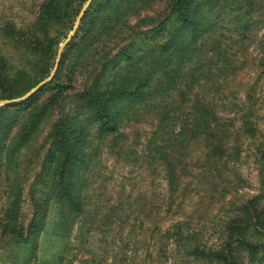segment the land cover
<instances>
[{
    "label": "rangeland",
    "instance_id": "obj_1",
    "mask_svg": "<svg viewBox=\"0 0 264 264\" xmlns=\"http://www.w3.org/2000/svg\"><path fill=\"white\" fill-rule=\"evenodd\" d=\"M42 1L0 0V56L6 75L24 72L37 78L40 74L34 65L37 55L29 44L34 38L41 39L34 23ZM169 2L134 0L132 6L128 0L122 2L123 15L116 22L111 17L114 30L96 29L84 48L86 37L78 36L71 41L75 46L66 52L73 35L60 48L84 3L71 24L57 23L48 31L55 45L48 76L55 73L54 65L56 69L62 57L61 92L11 161L6 159L8 140L0 148V264H214L191 253L193 246L204 253L212 252L230 241L231 235L241 234L257 246V255L264 256L257 236L261 231L252 224L256 219L264 224V198L260 197L263 161L259 152L264 144V0H220L212 8L204 6L200 19L206 30L194 44L195 56L176 80L177 92L170 91L164 100L155 97L134 106L120 119L116 132L105 139L96 140V123L88 122L87 112L79 110L81 95L88 89L96 86L108 92L125 78L131 80L151 72L152 49L171 30L167 26L159 36L150 30L164 18ZM80 4L76 1L70 8ZM122 8L114 7V11L119 13ZM110 11L106 10L107 16H111ZM123 50L130 53L132 61L109 63ZM194 66L201 69L194 77L188 72L187 79L185 69ZM160 76L158 71L153 73L154 78ZM47 82L36 104L57 92ZM154 84L151 79L148 86ZM186 87L189 92L185 101ZM24 95L12 98L17 99L13 103L26 99ZM4 100L8 99H0ZM192 107L206 108L213 114L208 115L211 132L206 139L202 134L191 137L190 131L202 119L194 120L199 115L192 112ZM247 108L254 129L251 137L240 128V110ZM3 109L0 104V112ZM8 110L16 116L10 139L23 127L28 111L19 106ZM165 112L172 118L164 122L167 134L156 135L154 141L172 159L171 183L167 166L146 148ZM65 115L85 123V151L90 156L77 215H68L64 204L55 202V187L48 176L42 184L35 183L49 147L52 125ZM211 118L231 124L225 126L221 142L216 139L217 127ZM251 199L248 210L253 221L238 211ZM35 201L46 205L43 226L28 235ZM10 217L17 227L8 222ZM248 223L252 226H243ZM175 227L182 232V246L169 237ZM19 230L27 235L25 244L14 241ZM239 245H230L235 262L249 264ZM259 264H264V259Z\"/></svg>",
    "mask_w": 264,
    "mask_h": 264
},
{
    "label": "trees",
    "instance_id": "obj_2",
    "mask_svg": "<svg viewBox=\"0 0 264 264\" xmlns=\"http://www.w3.org/2000/svg\"><path fill=\"white\" fill-rule=\"evenodd\" d=\"M80 1V5L75 9L70 8L74 2ZM85 0H43L39 8L38 15L35 19L34 28L35 31L41 35L40 40L34 38L29 44L30 50L33 54L37 55L34 65L38 67L40 72L39 76L32 77L24 72H19L15 75L9 76L4 72V62L0 56V99H12L20 97L33 88L39 81L46 78L53 65V58L55 51L52 45L53 41L48 36V31L54 24H61L62 22H71L76 17L81 5ZM220 0H170L167 5V12L154 28L150 30L153 35H161L168 26L167 29L171 30L161 43L154 45V56L151 62V72L146 73L144 76H134V79L129 80L125 78L118 85L114 86L111 90L106 92L100 90L96 86L88 89L81 95L79 101V110L87 112L89 118L88 122H95L94 136L97 141L105 139L108 135L116 132L120 119L128 112L133 110V107L146 101H151L155 97L164 100L169 92L174 90L176 80L180 73H182L184 67L195 56L194 44L200 37L201 32L206 30V26L201 22L200 12L204 6L208 8L214 7ZM122 2L126 0H91L84 10L78 26L74 31L73 36L67 46V50L74 47V42H71L74 38L86 37V40L82 42V48L88 45L90 33L94 34L96 29L114 30V25H111V17H114V21L121 15H123L125 8H122ZM130 6L134 4V0H128ZM114 7L122 8L119 13L114 11ZM70 8V9H69ZM106 10H111V16L106 15ZM70 30V28H69ZM93 35L90 36L92 38ZM31 45V46H30ZM264 56V53L262 54ZM61 57L58 61L55 73L51 79L47 82L52 84L51 89H57L52 97L37 103V98L40 92H42L43 86L38 88L33 94L29 95L26 99L18 103H9L4 105V112H0V148L4 147V142L8 140L9 150L6 152L7 161H11L14 153L18 151L22 146L31 139L37 127L40 125L42 119L53 108L54 100L59 96L61 90H59V71L61 69L62 60ZM65 59V56H64ZM111 64H116L118 61H132L130 53L128 51H120L116 55L110 58ZM264 65V58L262 59ZM104 67V66H103ZM75 68V64L69 66V72ZM198 67L185 69V76L192 74L194 77L198 73ZM160 72L159 78H154V72ZM102 73V72H100ZM187 75V79H188ZM153 79L155 84L148 86L149 81ZM186 79V81H187ZM187 83V82H186ZM46 85V84H45ZM190 86L189 83H187ZM187 87L185 88V101L187 100ZM184 93L181 90V97ZM16 106L22 107L23 111L27 110L26 119L23 127L18 132L9 138L12 122L15 120V114L8 109L16 108ZM192 112L198 114L194 120L201 119L196 125L195 130H191V137L203 135L204 139L209 135V111L205 109L196 110L191 108ZM241 126L240 128L250 137L254 134V129L251 124L250 110L241 109ZM78 115V114H77ZM166 120L171 121L169 113L165 112L163 116L159 118L157 130L151 135L147 141L146 148L157 155L159 161L163 162L167 166V175L170 183L173 178L172 159H169L167 155L162 152V147L156 144L154 137L158 134L166 135ZM211 121L215 123L217 127L216 136L218 141H222L224 138L225 126L231 127V124L226 122L219 123L215 118H211ZM186 125V122H185ZM183 127V124L181 125ZM226 129V128H225ZM86 125L83 122L77 120L76 116L65 115L59 118L53 125L50 131V143L46 150V153L42 159L41 171L36 176V184H42L44 177L48 176L51 179L55 192L53 193V199L56 203L64 204L68 215H77L81 212L82 202L80 196V190L85 183V177L83 173L85 168L87 169L90 162V156L85 151L86 146ZM261 147V146H260ZM260 159L262 164V192L260 197L264 198V144L259 149ZM171 161V162H170ZM253 199L247 201L245 205L241 206L238 211L246 213L252 221L255 219L252 217L248 207L251 206ZM46 211V205L43 203L34 202V212L31 217L30 224L28 226V235L35 234L42 229L43 217ZM13 212V211H12ZM11 215V213L9 214ZM253 225H257L256 230H260V234L257 236L260 238L259 247L264 248V224L255 220ZM8 222L17 227L15 220L9 218ZM251 223L244 224V227L252 226ZM242 227V228H244ZM15 230H17L15 228ZM14 230V231H15ZM172 234L169 237L173 239L176 245L182 246L183 235L182 232L175 227ZM244 231V229H243ZM18 232V231H17ZM242 232H240L241 234ZM244 233V232H243ZM242 236L231 235L230 241L223 244L219 250L204 253L200 247L194 245L192 252L197 254L203 259L208 261H214V264H237L235 258L230 251L231 242L240 244L243 251L247 254L249 264H259L264 259V256L256 254L257 246H253V242L249 240V236L241 234ZM27 235H23L19 230L17 237H14V241L25 244ZM252 243V244H251ZM33 244V243H32Z\"/></svg>",
    "mask_w": 264,
    "mask_h": 264
},
{
    "label": "water",
    "instance_id": "obj_3",
    "mask_svg": "<svg viewBox=\"0 0 264 264\" xmlns=\"http://www.w3.org/2000/svg\"><path fill=\"white\" fill-rule=\"evenodd\" d=\"M89 2H90V0H86L85 3L82 5V7H81V9H80V11H79V14H78V16H77V19H76V21H75L74 27L71 29V31L69 32V34H68V36L66 37V39L60 44V48H61L62 46H64L65 43H66V42L70 39V37L73 35V33H74V31H75V26L77 25L80 16L82 15V13L84 12V10H85L86 7L88 6ZM56 62H57V60H56ZM56 62H55V63H56ZM55 66H56V64L54 65L53 71L55 70ZM52 73H53V72H51V74H50L45 80L40 81L36 86H34V87H33V88H32L27 94L24 95L23 98L28 97V96L31 95L34 91H36L38 88H40L44 83H46V82L51 78ZM16 101H17V99L4 100V101H0V104L5 105V104L13 103V102H16Z\"/></svg>",
    "mask_w": 264,
    "mask_h": 264
}]
</instances>
